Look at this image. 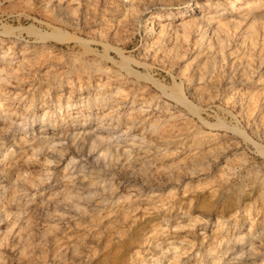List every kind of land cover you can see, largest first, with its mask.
Segmentation results:
<instances>
[{
  "label": "rangeland",
  "instance_id": "rangeland-1",
  "mask_svg": "<svg viewBox=\"0 0 264 264\" xmlns=\"http://www.w3.org/2000/svg\"><path fill=\"white\" fill-rule=\"evenodd\" d=\"M49 1L0 0V31L15 28L19 37L0 35L3 38L0 45L10 44L14 47L10 50L17 51L14 55L0 47V58L5 54L15 65L20 55L25 54V60L28 58L30 62L18 73L17 80L11 78L3 87L10 90L21 87L20 91L30 88V92L36 93V104L30 111L20 105L19 111L12 115L14 121L9 127L13 130L8 127L0 131L3 151L0 184H12L11 196L0 193V264H227L231 248L234 250L241 243L240 239L235 241L233 234L247 231L250 218L264 223V100L250 101L248 96L255 92V96L261 97L264 90V14L257 17L255 25L241 21L238 26L216 31L211 28L217 25L219 12L210 9L208 23H211L204 24L209 28L205 44L197 40L200 37L197 33L181 39L172 48L174 30L160 38L154 30L158 20L152 22L150 15L159 8L170 11L186 8L188 1L193 0ZM209 1L219 3L217 8L229 4L226 0ZM246 1L242 0V5ZM263 6L264 2L250 14L264 12ZM57 31L70 39L50 37ZM12 39L18 42L14 44ZM78 62L121 71L120 80L109 79L105 85L109 89L116 85L131 88L124 87L119 93V99L127 98V102L115 106L114 115L105 123L104 129L113 138L122 133L125 125L121 120L128 115L133 96L145 100L143 104L154 103L144 114L137 109L140 104L132 109L130 114L138 113V120L126 134L152 144L153 163L142 165L140 160L129 159L126 153H106L104 143L92 147L90 138L76 142L70 135H60L61 128L77 127L83 122L86 125L104 109L82 106L84 109L80 110L81 106L73 105L66 110V98L62 100L65 113L59 125L52 128L45 124L58 132L60 142H42L33 152L30 141L19 138L20 133H28L30 138V131H38V125L50 118L39 117L42 107H52L43 101V96L54 104L52 116L58 113L56 91L66 92L71 83L64 69ZM3 63L6 62L1 61L0 67L6 69ZM83 80L85 86L88 79ZM73 81L78 86L71 84L75 87L73 98L85 95L84 89H79L78 83L82 82ZM52 82L48 95L44 94L46 83ZM138 86L141 88L137 89ZM86 110L90 111V118ZM109 110L110 107L105 108V112ZM171 110L185 112L165 132L141 122L147 112L164 120ZM26 114L29 115L24 120ZM199 140L202 145L197 144ZM155 144L161 145V151L155 149ZM137 149L130 148L131 153ZM256 244L257 250L237 264H264V235ZM176 245L178 249L174 250ZM228 245L230 249L221 253ZM175 252L180 254L175 257Z\"/></svg>",
  "mask_w": 264,
  "mask_h": 264
},
{
  "label": "bare ground",
  "instance_id": "bare-ground-1",
  "mask_svg": "<svg viewBox=\"0 0 264 264\" xmlns=\"http://www.w3.org/2000/svg\"><path fill=\"white\" fill-rule=\"evenodd\" d=\"M49 1V0H48ZM228 1V6L227 7H224V8H217L219 6V3L217 4V2H213V1H209V0H193L192 2L191 1H188V7L186 8H183V9H180V10H157L156 12L154 11V13H152L150 16L152 17V22L153 21H157V23H154V24H158L154 30H157V33L156 35L159 33V37L161 38L164 34V36H166V33H169L171 29L174 30V41H173V47L172 48H175L177 47L179 43V41L181 39H187L189 36L193 35V34H197L200 35V37L197 39L200 43H203L205 44L206 42V39H208V34L206 33L208 31L209 28L205 27V23H208V20L211 19V17H209V11H211L210 9H214V11L217 13L219 12L218 14L216 15H219V19H218V22L217 25L213 28H211V30H216V31H223L227 28V26H230V25H234V26H238L241 24V21H246L248 23L249 26H252V25H255L257 22H256V19L257 17L259 16H262L264 14V12L262 13H252L250 14L251 11H255L257 9H259V7H261V5L263 4L264 0H247L245 3V5H242V0H226ZM245 1V0H243ZM263 1V2H262ZM49 2H52V1H49ZM186 2V1H185ZM239 2H241V4H238ZM244 3V2H243ZM186 5V4H185ZM165 7V6H164ZM223 7V6H222ZM234 8H241L240 10H234ZM264 8V6H263ZM246 10V11H244ZM256 12V11H255ZM259 12V11H258ZM58 15V14H57ZM56 15V16H57ZM215 15V16H216ZM214 16V17H215ZM101 18H104V17H101ZM105 19V18H104ZM106 21V20H104ZM111 21H108V24L110 23ZM211 23V22H209ZM209 23L207 25H209ZM107 24V22H106ZM105 24V25H106ZM107 24V27L109 26ZM112 24V23H110ZM215 23H213L214 25ZM4 25V24H3ZM102 25V23H101ZM114 26V25H113ZM243 26V25H242ZM6 27V26H5ZM4 27V28H5ZM12 27V25H11ZM19 27V26H18ZM16 27V28H18ZM103 28L106 27V26H102ZM101 27V28H102ZM110 27H112V25H110ZM116 27V25H115ZM100 28V27H99ZM109 28V27H108ZM15 29V28H14ZM12 29V28H6V29H3L0 31V35H6V36H10L12 38L13 37H17L19 39V37L15 34V30ZM96 29V28H95ZM112 29V28H111ZM116 29V28H115ZM251 30V29H250ZM253 30V29H252ZM251 30V31H252ZM108 31V30H107ZM106 31V32H107ZM115 31V30H114ZM113 31V32H114ZM148 32V31H147ZM156 32V31H155ZM237 32V31H236ZM244 32V31H243ZM17 33V32H16ZM245 33V32H244ZM55 34V35H54ZM53 34V36L51 35L50 37H56L58 38V40H68L70 39V36H68L67 34L65 35L64 33L61 34L60 32H55ZM150 34L152 35V31L150 32ZM173 34V33H172ZM5 36V37H6ZM155 36V35H154ZM173 36V35H172ZM221 37V36H220ZM1 39H3L2 37H0ZM8 38V37H6ZM168 38V37H167ZM261 38V36H260ZM0 39V41H1ZM151 39H153V37L151 38L150 37V41H152ZM163 39V38H162ZM165 39V38H164ZM5 40V39H4ZM3 40V41H4ZM13 40V39H12ZM11 40V41H12ZM17 39H14L12 42L14 44H16ZM173 40V39H172ZM192 40V39H191ZM22 41V40H21ZM149 41V40H148ZM162 41V40H161ZM182 41V40H181ZM231 41V40H230ZM249 41V40H248ZM2 42V41H1ZM5 42V41H4ZM9 42V41H8ZM7 42V43H8ZM23 42V41H22ZM250 42V41H249ZM252 42V41H251ZM11 43V42H10ZM159 43V41H158ZM195 43V41H194ZM193 43V44H194ZM233 43V42H232ZM21 44V43H20ZM107 44V43H106ZM149 44V42H148ZM172 44V43H171ZM185 44V43H184ZM207 44V43H206ZM186 45V44H185ZM198 45V44H197ZM15 46V45H13ZM17 46V45H16ZM109 46V45H107ZM153 46V45H152ZM163 46V45H162ZM183 46V45H182ZM0 47L2 48H5V50L3 52H10V53H13L14 55L17 53V51H11L10 49L12 48V45H6L5 43L4 44H1ZM112 46H110L111 48ZM117 47V46H115ZM251 47V46H250ZM14 48V47H13ZM12 48V50H13ZM119 49V47H117ZM147 48V47H146ZM155 48V47H154ZM157 48V46H156ZM181 48V47H180ZM204 48V47H203ZM203 48L201 49V51L203 50ZM122 49V48H120ZM151 49V48H150ZM210 49V48H209ZM225 49H228V48H225ZM231 49V48H230ZM237 49V48H236ZM258 49V48H256ZM106 50V49H105ZM164 50V49H163ZM170 50V49H169ZM185 50V49H184ZM19 51V50H18ZM146 51V50H145ZM154 51V50H153ZM181 51V50H180ZM200 51V50H199ZM198 51V52H199ZM200 51V52H201ZM2 52V50H1ZM118 52H121V51H118ZM147 52V51H146ZM161 52V51H160ZM165 52V51H164ZM55 53V52H53ZM58 53V52H56ZM109 53V51H108ZM154 53V52H152ZM188 53V51H187ZM220 53V52H219ZM263 53V52H262ZM261 53V54H262ZM20 54V53H19ZM125 54V53H124ZM149 54V53H148ZM189 54V53H188ZM18 55V54H17ZM160 55V54H159ZM217 55V54H216ZM222 55V54H220ZM225 55V53H224ZM228 55V54H227ZM2 58H0L1 61L3 62H6V63H3L5 66H6V69H4V66L0 67V131L4 130V129H8V127L10 125H12V120H13V116L15 113H17V108L21 106H24L26 108V111L27 109L29 110L31 107H33V105L36 104V98H35V94L36 93H33V92H30V88H24L23 91H20L19 89L21 88H16L17 86H15V88L17 89H13V90H10V89H7L6 87H3L4 84H7L10 82L11 78H14V79H18L19 78V75L18 74L20 71L26 69L27 65H29L28 63V58L25 60V54H22L20 55L21 57L15 61V65L14 63L12 62V58H6L5 54L4 55H1ZM165 56V55H164ZM171 56V55H170ZM200 56V55H199ZM204 56V55H203ZM208 56V55H207ZM212 56V55H211ZM10 57V56H9ZM13 57V56H12ZM16 56H14L15 58ZM27 57V56H26ZM35 58V56H33ZM63 57V56H62ZM127 57V56H126ZM150 57V56H149ZM155 58V56H152ZM158 57V56H157ZM156 57V58H157ZM201 57V56H200ZM231 57V56H230ZM264 57V56H263ZM18 58V57H17ZM153 58V59H154ZM175 58V56H174ZM177 58V57H176ZM167 59V58H166ZM165 59V60H166ZM222 59V58H220ZM257 59V58H256ZM112 60H114L112 58ZM177 60V59H176ZM197 60V59H196ZM226 60H230L229 58L226 59ZM0 61V62H1ZM115 61V60H114ZM140 61V60H139ZM179 61V60H178ZM142 62H145V61H142ZM176 62V61H175ZM227 62V61H226ZM257 62V61H256ZM147 63V62H146ZM144 63V64H146ZM170 63V61H169ZM191 63V61L189 62ZM220 63V61H219ZM236 63V62H235ZM139 64V63H137ZM142 64V63H141ZM184 64V63H183ZM223 64V63H222ZM228 64V63H227ZM2 64H0L1 66ZM123 65V64H122ZM149 65V64H148ZM185 67L187 66L186 64H184ZM233 65V64H232ZM238 65V64H237ZM256 65V64H255ZM69 66V65H68ZM131 66V65H130ZM151 66V65H150ZM183 66V65H182ZM189 66V65H188ZM202 66V65H201ZM231 66V65H230ZM229 66V67H230ZM242 66V65H241ZM261 66V65H260ZM190 67V66H189ZM204 67V66H203ZM238 67V66H237ZM236 67V68H237ZM191 68V67H190ZM205 68V67H204ZM127 69V68H126ZM129 71H130V68H128ZM181 69V67H180ZM187 69V68H186ZM189 69V68H188ZM240 69V68H239ZM138 70V69H137ZM192 70V69H191ZM205 70V69H203ZM212 70V69H211ZM250 70V69H249ZM64 71L66 72V74L68 75V77L71 79L69 81H71L70 83V88L68 89L67 88V93L65 92V90H60L56 91V100H57V103H58V106H57V111L58 113H56L55 116H52L53 114H55L54 110H51V108L54 107V104L51 103V101L49 100H46V96L44 97L43 96V101H46L48 102L49 104L52 105L51 108H48V107H42L44 108L41 112V117L40 119H45V117H50L48 119V121H43L42 124L38 125L39 126V129L38 131L35 132V129H32L29 133L30 135V138H27V135L28 133H20L19 134V138L22 140V141H25V142H28L30 141V146H31V150L33 152H35L36 150V147L39 148L40 145L42 144V142H46V143H56L57 141L60 142L59 140V134L61 135H70L72 140L74 141H86L87 138H90L91 141H90V145L92 147H96L102 143H104L105 145V152L106 153H110L112 155H118L119 153H126L127 154V157L129 159L133 158L135 160H140V162H142L143 164L142 165H147V164H150V163H153V160H152V153L153 151L150 150L152 144L149 143V142H146L145 140H139V139H136V138H130V135H126L128 130L132 127V125L138 120L137 119V114H130V112L132 111L133 108H135L138 104V108L140 111V113L145 110H149L151 109V102H149L148 104L144 103L143 102L145 100H139L137 99L136 97H132L131 98V106L129 107L130 110H129V113L127 116H125L122 120H121V123L124 126V128L122 129V133H120V135L117 134L116 138H113V134L112 133H109L108 130L104 129L107 127V125H105V123H107V120L108 119H111L112 118V115L113 114V108L115 106L119 107L120 105H122L123 103L127 102L126 99L127 98H124L123 100L122 99H119V93L124 89V87L121 89V86L120 85H116L113 89H109L110 87L106 86L105 85V82L109 79H115V80H120L121 76H123V72L121 71H117V70H114L112 67H102L100 65H97V64H94V63H91V62H78V63H75V64H71L67 69L65 68ZM185 71V70H184ZM239 71V70H238ZM245 71V70H244ZM23 72V71H22ZM26 72V71H25ZM54 71L50 72V73H53ZM63 72V71H62ZM140 72V71H139ZM193 72H194V69H193ZM216 73V71H214ZM232 72V71H231ZM230 72V73H231ZM246 72V71H245ZM21 73V72H20ZM60 73V71L58 72V74ZM131 73H134L131 71ZM229 73V72H228ZM236 73V72H235ZM249 73V72H248ZM33 74V73H31ZM57 74V73H56ZM65 74V73H64ZM63 74V75H64ZM125 74V73H124ZM135 74V73H134ZM141 74V73H140ZM194 74V73H193ZM197 74V73H196ZM201 74V72H200ZM211 74V73H210ZM22 77H23V74H21ZM25 75V74H24ZM60 75V74H59ZM203 75V74H202ZM229 75V74H228ZM255 75V74H253ZM252 75V76H253ZM27 76V75H26ZM25 78H28L26 77ZM52 76V75H51ZM55 75L54 74V79L55 80ZM65 76V75H64ZM212 76V75H211ZM214 76V75H213ZM29 77H32L29 76ZM103 77H106V79L103 81ZM114 77V78H113ZM227 77V76H226ZM59 78H63V77H59ZM65 78V77H64ZM88 79V80H85L86 81V85L85 86H82L83 85V82L84 81L83 79ZM249 78V77H248ZM51 79V78H50ZM67 79V78H66ZM76 79V81H80L82 83H78L79 84V89L81 90V87H82V90L84 89V92L85 95H82V94H77L76 98H73L75 96H73V93H74V89L75 87L78 88V86H76V82L72 80ZM126 79V78H125ZM60 80V79H59ZM123 80V79H122ZM195 80V79H194ZM198 80V79H196ZM240 80V79H239ZM248 80V79H246ZM245 80V81H246ZM15 81V80H14ZM49 82V80H47ZM46 81V82H47ZM69 81L65 84L64 83V87L65 85L69 84ZM114 81V80H113ZM232 81V80H231ZM230 81V82H231ZM21 82V81H20ZM24 82V80H23ZM21 82V83H23ZM26 82V81H25ZM30 82V81H29ZM55 82V81H54ZM57 82V81H56ZM61 82H64V81H61ZM116 82V81H115ZM115 82H112V83H115ZM202 82V81H201ZM200 82V83H201ZM218 82V81H217ZM229 82V84H230ZM17 83V81H16ZM32 83V82H31ZM41 83V82H40ZM40 83L38 85V87L40 86ZM111 83V82H110ZM120 83V82H119ZM129 83V82H128ZM140 82H137V84L139 85ZM177 83V82H176ZM198 83V82H196ZM245 83V82H244ZM24 84V83H23ZM63 84V83H62ZM75 86V87H73ZM77 84V85H78ZM132 84V83H131ZM130 84V85H131ZM199 84V83H198ZM242 84V83H241ZM253 84V83H252ZM257 84V83H256ZM8 85V84H7ZM6 85V86H7ZM28 85V84H27ZM48 85V86H47ZM51 85H54L53 82L50 83V84H47L45 85V90L43 91L44 94H47V91L49 88H51ZM108 85V84H107ZM124 85V84H123ZM135 85V84H134ZM144 85V84H143ZM190 85V84H189ZM195 85V84H194ZM233 85V84H232ZM236 85V84H235ZM233 85V86H235ZM239 85V84H238ZM11 86V85H10ZM34 86V85H33ZM129 86V85H127ZM213 85H211L212 87ZM232 86V87H233ZM58 87V86H57ZM108 87V88H107ZM140 86L137 87V89H139ZM208 87V86H207ZM210 87V86H209ZM262 87V86H261ZM9 88V87H8ZM12 88V87H11ZM14 88V87H13ZM34 88V87H32ZM31 88V89H32ZM37 88V87H36ZM43 88V89H44ZM74 88V89H73ZM76 88V90H77ZM125 88H130V87H125ZM141 88V87H140ZM190 88V87H189ZM203 88V87H202ZM229 88V86H228ZM235 88V87H234ZM243 88V87H242ZM241 88V89H242ZM246 88V87H245ZM244 88V89H245ZM255 88V86H254ZM264 88V87H262ZM22 89V88H21ZM40 89V88H39ZM38 89V90H39ZM65 89V88H64ZM131 89V88H130ZM134 89V88H133ZM215 89V88H214ZM212 89V92L213 90ZM51 90V89H50ZM191 90V89H190ZM258 90V89H257ZM204 91V90H203ZM216 91V90H214ZM251 91V90H250ZM29 92V93H27ZM78 92V91H77ZM80 92V91H79ZM82 92V91H81ZM128 92V90H127ZM129 92H131L129 90ZM200 92V91H199ZM198 92V93H199ZM207 92V91H206ZM246 91H242L241 93H239L240 95H243ZM76 93V92H75ZM122 93V92H121ZM140 93V91H139ZM219 93V92H218ZM224 93V92H223ZM234 92H231V94H233ZM262 93L263 95L260 97L259 94H258V97L255 96V92H251L250 94H248L249 96V100L251 101H254L255 99H251V98H256L257 100L258 99H262V97H264V90H262ZM43 94V93H42ZM208 94V92H207ZM207 94L205 96H207ZM31 95V96H29ZM52 95V94H51ZM122 95V94H121ZM130 95V94H129ZM228 95V94H227ZM126 95H124L125 97ZM128 96V95H127ZM255 96V97H254ZM30 97V98H28ZM48 97V96H47ZM226 97V96H225ZM228 97V96H227ZM231 97V96H229ZM243 97V96H242ZM28 98V100H27ZM46 98V99H45ZM65 108L66 110H70L69 108H73V105H79L81 106L80 110H83L84 108L82 106H84L85 108L89 109L91 106H96L97 109L101 106V108H104L102 109V114H100V116H98V118H96L94 116V118L90 119V121H88L89 123L93 122L94 123L92 125L89 126V123L84 125V122L80 125V126H77V127H72L69 128V126H67L68 128H61L59 130V134L58 132H55L54 130H51L49 129V127L47 128L45 126V124L49 123L50 127L52 128H56L58 125H59V120L61 118V115H63L65 112V108L62 109V105L64 102H62L63 99H65ZM139 98V97H138ZM206 98V97H204ZM246 98V97H245ZM27 100L26 102L24 101ZM144 99V98H143ZM149 99V98H148ZM51 100V99H50ZM54 100V99H52ZM130 100V99H129ZM180 100V99H179ZM184 100V99H183ZM224 100V99H223ZM244 100V99H243ZM160 101V100H159ZM182 101V100H181ZM247 102V100H245ZM25 102V103H24ZM146 102V101H145ZM157 102V101H155ZM168 102V101H167ZM183 102V101H182ZM229 102V101H228ZM39 103V102H38ZM158 103V102H157ZM41 104V103H40ZM48 104V105H49ZM126 104V103H125ZM169 104V103H167ZM243 104H244V101H243ZM251 104V103H250ZM258 104V103H257ZM145 105V108L142 109V107ZM154 105V103H153ZM152 105V106H153ZM166 104H164L163 106H165ZM14 108V110H11L10 108ZM42 106V105H41ZM46 106V105H45ZM167 106V105H166ZM172 106V105H171ZM174 106V105H173ZM179 106V105H178ZM254 106H256V104H254ZM38 107V106H37ZM107 107H110L111 110L109 111H106L105 112V108ZM157 107H162L161 104L158 105L157 104ZM35 108V107H34ZM76 108V107H75ZM83 108V109H82ZM127 108V107H126ZM128 108V109H129ZM170 108V106H169ZM244 108V107H243ZM22 109V108H21ZM20 109V110H21ZM94 109V108H93ZM100 109V108H99ZM168 109V108H167ZM179 109V108H178ZM181 109V108H180ZM25 110V109H24ZM30 111V110H29ZM79 112V110H77ZM75 111V112H77ZM89 110H86V113L88 115V118H90V111L87 112ZM172 111V110H171ZM183 111V109H182ZM181 110H178V112H175V111H172L170 112V115L168 114V112L165 114V119L163 120L162 118H160L159 115L157 116H153V114L151 113H148L147 112V116L145 118H143L141 120V122L146 125V124H150L151 127H154L155 129H158V130H161L162 132H165L166 129H167V126L168 125H173L174 123H176V119L178 118H181L183 117V113L185 112H182ZM25 112V111H24ZM37 111H34V116H37L38 114L36 113ZM71 112V111H70ZM68 112V114L70 113ZM85 112V111H84ZM151 112V111H150ZM156 112V111H155ZM159 112V111H158ZM252 111H250L249 113H251ZM23 113V112H22ZM29 113V112H28ZM73 113V112H72ZM97 113V112H96ZM99 113V112H98ZM115 113V112H114ZM132 113V112H131ZM135 113V112H133ZM124 114V113H123ZM144 114V113H143ZM155 114V113H154ZM168 114V115H167ZM19 115V114H18ZM17 115V116H18ZM29 115V114H26L24 115V120L26 119V116ZM67 115V114H66ZM156 115V114H155ZM16 116V117H17ZM72 117V115H69ZM74 116V115H73ZM78 116V114H77ZM85 116V115H84ZM82 116V117H84ZM254 116V115H252ZM252 116L250 118H252ZM22 117V116H21ZM20 117V118H21ZM32 117V116H31ZM53 117V118H51ZM86 117V116H85ZM120 115L117 116L118 120L120 119ZM141 117V115H140ZM257 117V116H256ZM23 118V117H22ZM70 118V117H69ZM77 117H75V120H76ZM8 119V120H7ZM28 119V118H27ZM67 119V118H66ZM83 119V118H82ZM29 120V119H28ZM35 120V119H34ZM68 120V119H67ZM70 120V119H69ZM68 120V121H69ZM73 120V119H71ZM14 121V120H13ZM31 121V120H29ZM21 121H19L18 123H20ZM33 122V120H32ZM31 122V123H32ZM39 122V121H38ZM37 122V123H38ZM64 122V121H63ZM75 122V121H73ZM27 124V123H26ZM29 124V123H28ZM68 124V123H67ZM73 125V123H71ZM25 125V123L23 124ZM36 125V124H35ZM122 125V126H123ZM192 125V124H191ZM19 126V125H18ZM33 126V125H32ZM121 126V125H120ZM113 127V126H111ZM110 127V128H111ZM116 127V126H115ZM11 128V127H9ZM13 128V127H12ZM11 128V130H13ZM25 128V127H23ZM30 128V127H29ZM184 128V127H183ZM194 128V127H193ZM264 128V127H262ZM116 129V128H114ZM192 129V128H191ZM200 129V128H199ZM21 130V129H20ZM175 130V129H174ZM25 131V130H24ZM137 131V128L136 130ZM19 132V130H18ZM140 132V131H138ZM174 132V131H173ZM202 132V131H201ZM36 133V134H35ZM38 134V136H37ZM180 134V133H178ZM6 135V134H5ZM132 135V133H131ZM136 135V134H135ZM146 135H148V133L146 132ZM165 135V134H164ZM177 135V134H176ZM3 136V135H2ZM129 136V137H127ZM167 136H170V135H167ZM173 136V134H172ZM209 136V135H208ZM9 137V136H8ZM36 137V138H35ZM135 137V136H134ZM142 137V135H141ZM146 137V136H145ZM1 138L0 137V147L2 145V142H1ZM12 138V137H11ZM15 138V137H14ZM61 139V138H60ZM148 139V138H147ZM146 139V140H147ZM193 139V138H192ZM207 140V139H206ZM226 140V139H225ZM120 141H123V142H120ZM6 142V141H5ZM10 142V141H9ZM106 142V144H105ZM146 142L145 144V148L146 149H143L142 146H144L143 144ZM11 143V142H10ZM185 143V142H184ZM194 143V142H193ZM202 140H199L198 141V145H202ZM215 143V142H214ZM217 143V142H216ZM215 143V144H216ZM231 143V142H230ZM165 144V143H164ZM183 145V144H182ZM206 145V144H205ZM155 149L158 150V151H161V148L159 146L161 145H157L155 144ZM133 147H136L138 148L136 152L134 153H131V150L130 148H133ZM194 147V146H193ZM196 147V145H195ZM199 147V146H198ZM203 147V146H202ZM206 147V146H205ZM169 148V147H168ZM197 148V147H196ZM218 148V147H217ZM220 149V148H219ZM229 149V148H228ZM166 149L164 150V153H165ZM2 149L0 148V156L2 155ZM10 152V151H9ZM7 152V153H9ZM155 152V151H154ZM202 153V152H201ZM224 153V152H223ZM155 156V155H154ZM166 156V155H165ZM22 159V158H21ZM78 165V164H77ZM12 169V168H11ZM75 170V169H73ZM86 171V170H85ZM7 176V175H6ZM115 179V177H114ZM1 183V182H0ZM9 185H12V184H9V183H4V184H0V193H5L6 196H11V192L9 191L10 189V186ZM163 188V187H162ZM158 190V189H157ZM163 190V189H162ZM165 191V190H164ZM36 193V192H35ZM158 193V192H156ZM33 198V197H32ZM32 204V203H31ZM251 209V208H250ZM179 212V211H178ZM247 212V211H246ZM247 214V213H246ZM162 220H168V218H164ZM192 221V217H190V222ZM221 226L224 225V222L222 221L221 222ZM254 229L253 233H252V229ZM235 231V230H234ZM252 233V236H249L251 235ZM264 235V223L261 222H257L255 219L253 218H250L249 219V225H248V228H247V231L243 232L242 234H233V237H235V241H238L239 239L241 240V243H240V246L238 247H235L234 250H232L231 248V256L229 257V260L227 262V264H237V262H241L245 257H247L248 254H251L253 252H255L257 249V242H258V239ZM248 237V238H246ZM244 243H246L244 245ZM261 248V247H260ZM178 249V245L175 246L174 250ZM208 249H211V246H209ZM228 249H230V246L228 245L225 250L222 249L220 250L221 253H224L225 251H227ZM212 252V251H211ZM180 254V252H175V257L178 256ZM220 254V253H219ZM218 254V255H219ZM229 255V254H228ZM221 261V260H220ZM245 261V260H244ZM262 264V263H261Z\"/></svg>",
  "mask_w": 264,
  "mask_h": 264
}]
</instances>
